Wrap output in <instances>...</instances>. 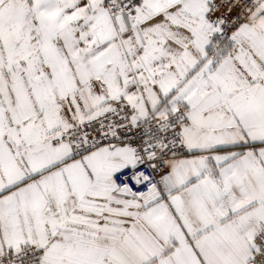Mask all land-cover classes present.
<instances>
[{
    "label": "snow or ice",
    "instance_id": "6c2138e0",
    "mask_svg": "<svg viewBox=\"0 0 264 264\" xmlns=\"http://www.w3.org/2000/svg\"><path fill=\"white\" fill-rule=\"evenodd\" d=\"M0 264H264V0H0Z\"/></svg>",
    "mask_w": 264,
    "mask_h": 264
}]
</instances>
